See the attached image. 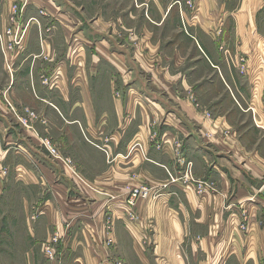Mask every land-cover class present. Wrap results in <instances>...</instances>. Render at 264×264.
<instances>
[{"label":"crops","instance_id":"obj_1","mask_svg":"<svg viewBox=\"0 0 264 264\" xmlns=\"http://www.w3.org/2000/svg\"><path fill=\"white\" fill-rule=\"evenodd\" d=\"M0 32L9 264H264V72L223 52L264 55V0H0ZM141 185L159 197L130 218Z\"/></svg>","mask_w":264,"mask_h":264},{"label":"rangeland","instance_id":"obj_2","mask_svg":"<svg viewBox=\"0 0 264 264\" xmlns=\"http://www.w3.org/2000/svg\"><path fill=\"white\" fill-rule=\"evenodd\" d=\"M19 6V5H18ZM20 10H21V8L20 9H18V14H17V18L19 17V14H20ZM13 17V6H12V11H11V16H10V18H12ZM174 28L173 27H164V28H162L161 29V32H163V33H165V34H173V33H177L178 31L177 30H173ZM180 30H181V34H186V35H188L189 34V32L191 33V29H190V25H189V23L188 22H186V21H183V24H182V26H181V28H180ZM232 30V27H229V33L230 34H232L230 31ZM215 33H221V27H217L215 30ZM226 45H228V44H226ZM226 45H223L224 46V48H223V52L225 53V55L227 56V62L230 64V66H232V67H238V68H240L241 70L243 69V67L244 66H246L244 69L246 70V71H248L249 69H250V66H249V63L251 62V61H253V59L255 60V66H257V68H258V70H262L261 71V73L262 72H264V55L262 54L263 53V51L261 50V52L262 53H260V54H256V51H255V47H254V49L250 52V53H242V52H240V54H239V52L237 53V55L236 54H234L233 52H232V50L229 48L230 46H226ZM233 45V44H232ZM234 47H236L237 48V45H240V44H238V42H235L234 43ZM263 44H261V46H262ZM262 48H263V46H262ZM262 48H260V49H262ZM261 54H262V56L263 57H261ZM247 64V65H246ZM185 73V72H184ZM47 79V78H46ZM45 79V80H46ZM260 80H261V78H260ZM47 81H48V79H47ZM46 81V82H47ZM257 81H259V76L257 75L256 77H255V80H254V82L253 83H255V82H257ZM258 85V84H257ZM1 90H3V89H1ZM0 97H2V98H4L7 102H8V104H10L9 103V101H8V99H7V91L5 90V93L4 92H2L1 94H0ZM27 111V110H26ZM28 113V112H27ZM19 117V119H20V121L22 122V119H24L25 117H22V116H18ZM28 121H29V119H28ZM23 123V122H22ZM24 124V123H23ZM26 125V124H25ZM27 125H29L30 126V122H29V124H27ZM54 145V144H53ZM58 152H59V150H58ZM58 156H60L59 155V153H58ZM66 159H69L70 160V166H72L73 168H74V166H73V162H72V160L70 159V158H63V160H66ZM0 161H1V159H0ZM72 164V165H71ZM4 171V169H3V167H0V174L2 173ZM76 174V173H75ZM7 175V174H6ZM174 179L175 178H172V180L174 181ZM176 180V179H175ZM144 186H147V185H141V186H138V187H134V188H139V187H144ZM149 187V186H148ZM149 188H151V187H149ZM9 190V189H8ZM262 191V190H261ZM210 192H213V191H210ZM159 197V194L157 193L156 194V192H155V195L154 196H152V194H150V196L148 197V198H143V199H140V200H138L137 202H136V205L135 206H132V207H130V206H128L127 205V203H126V201H124L125 202V205L127 206V208H128V210H129V215H130V218L131 217H133V218H135V216H136V208L139 206V204H141V203H147L148 201H150V199H155V198H158ZM152 201V200H151ZM107 226L108 227H110V225H111V219L109 218V219H107ZM245 226H246V224H244ZM8 238V236L7 235H3V233H0V243H4L3 241H6V239ZM3 248V247H2ZM1 250H3V249H0V264H9L10 263V261H8V260H6V257L8 256V250H7V248H6V250L5 251H1ZM5 253V254H4ZM4 255H6V257H4ZM48 256L50 257V254H48ZM118 261H121V262H123V264H125V262H124V260L123 259H120V258H113V259H111V260H109V261H106V262H101L100 264H115L116 262H118Z\"/></svg>","mask_w":264,"mask_h":264},{"label":"built area","instance_id":"obj_3","mask_svg":"<svg viewBox=\"0 0 264 264\" xmlns=\"http://www.w3.org/2000/svg\"><path fill=\"white\" fill-rule=\"evenodd\" d=\"M18 9H20L18 4L17 3L13 4V17L11 18L12 25L10 27H8L6 32H5V34L7 36L13 37V39L7 43V48L10 50L16 48L17 46H19L21 44V42L23 41V39L26 35L27 26H28V23L22 25V23H20V21L18 20V18H19V17L17 18ZM5 34L3 32H0V40H3ZM45 81H47V79ZM2 92L5 93V90L0 89V94ZM27 112L31 116L35 115L33 112H31L28 109H27ZM22 122L26 125L29 124V121L27 118L22 119ZM44 144L52 154L58 155V153H59L58 148L55 145H53L49 140H44ZM64 161L68 165L70 164L69 159H66ZM74 173H76L75 170H74ZM181 179L185 182H188V181L194 182L196 185L197 192L199 194H206L210 191H215L217 189L216 182L213 180H210V179H202V180L194 179L193 172L191 169V163L189 165V168H187L185 170ZM174 181H176V180L174 179ZM150 194H152V196L155 195V193H153L151 188H149L148 186L139 187V188H132L129 190V194H128L125 201H126L128 206L132 207V206L136 205V202L138 200L143 199V198H148L150 196ZM242 227L246 228V226L244 224L242 225ZM48 253L50 254L51 257L53 256V253L51 250H48ZM115 264H123V262L118 261Z\"/></svg>","mask_w":264,"mask_h":264},{"label":"water","instance_id":"obj_4","mask_svg":"<svg viewBox=\"0 0 264 264\" xmlns=\"http://www.w3.org/2000/svg\"><path fill=\"white\" fill-rule=\"evenodd\" d=\"M261 193H262V195L264 196V188H263V190H262V192H261Z\"/></svg>","mask_w":264,"mask_h":264}]
</instances>
